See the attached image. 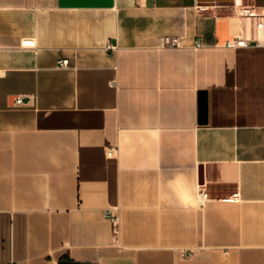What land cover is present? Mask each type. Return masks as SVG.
<instances>
[{"label":"crops","instance_id":"obj_1","mask_svg":"<svg viewBox=\"0 0 264 264\" xmlns=\"http://www.w3.org/2000/svg\"><path fill=\"white\" fill-rule=\"evenodd\" d=\"M231 5L0 0V264H264V44L226 46Z\"/></svg>","mask_w":264,"mask_h":264},{"label":"built area","instance_id":"obj_2","mask_svg":"<svg viewBox=\"0 0 264 264\" xmlns=\"http://www.w3.org/2000/svg\"><path fill=\"white\" fill-rule=\"evenodd\" d=\"M232 8L235 13L242 18L251 19L253 21V30L248 33L244 31L243 34H236L226 40V46L228 47H245L251 45L255 42L256 44H264V4L257 6H247L243 4L242 0H232ZM200 9L205 10L207 6L201 5ZM163 44L168 47H176L180 45V38L177 36H165L163 38ZM200 42H197L196 46H199ZM114 44H109L108 49H115ZM68 59L60 60L62 66L68 65ZM16 104H21L23 102L22 96H18L15 100ZM114 148H107L106 154L108 157L113 155ZM198 196L201 199L207 197V192L203 189L202 184L198 185ZM107 216L110 218V221L113 226L115 233L118 232L120 217L117 213L112 210L107 211ZM181 255L184 257L189 256L185 250L181 252Z\"/></svg>","mask_w":264,"mask_h":264},{"label":"water","instance_id":"obj_3","mask_svg":"<svg viewBox=\"0 0 264 264\" xmlns=\"http://www.w3.org/2000/svg\"><path fill=\"white\" fill-rule=\"evenodd\" d=\"M201 107L203 109V112L205 113V110H206V98H205V95L202 98ZM66 263H72V264H87V263H80V262H74V261H70V262L62 261V262H59L58 264H66Z\"/></svg>","mask_w":264,"mask_h":264}]
</instances>
